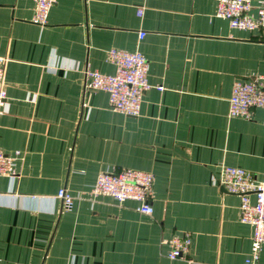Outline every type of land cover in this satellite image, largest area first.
I'll return each instance as SVG.
<instances>
[{"label":"crops","instance_id":"obj_1","mask_svg":"<svg viewBox=\"0 0 264 264\" xmlns=\"http://www.w3.org/2000/svg\"><path fill=\"white\" fill-rule=\"evenodd\" d=\"M216 5L56 0L39 24L33 0H0V150L13 163L0 174V264H241L251 255L239 195L214 179L221 165L264 178V106L249 119L228 115L233 82L264 75V29L231 27ZM110 48L148 62L136 116L84 89L86 67L114 72ZM123 168L153 174L152 213L90 193L100 172ZM184 234L188 253L168 258L162 240Z\"/></svg>","mask_w":264,"mask_h":264},{"label":"built area","instance_id":"obj_2","mask_svg":"<svg viewBox=\"0 0 264 264\" xmlns=\"http://www.w3.org/2000/svg\"><path fill=\"white\" fill-rule=\"evenodd\" d=\"M56 0H33L35 13L33 21L45 24L49 9ZM216 15L225 18L231 27L253 32L264 29V0L252 5L251 0H216ZM253 8V9H252ZM143 35V33H140ZM106 58L114 64L115 70L105 74L86 67L83 71L85 90H102L107 93L108 105L123 114L136 116L145 90L151 87L146 78L148 62L139 52L110 48ZM0 58V114L2 112L6 87L4 65ZM264 106V75L250 79H236L228 99V115L249 119L253 110ZM12 157L0 150V174L13 171ZM154 176L151 172L123 168L118 171L100 172L91 187L94 196L107 195L122 203L128 200L136 203V210L152 213L149 204ZM215 182L227 192L239 195V219L252 227L251 255L241 264H257L256 257L264 244V178H257L250 171L232 165H221ZM60 209L72 206V197L60 188L55 195ZM168 246L166 256L175 259L188 253L191 238L188 234L171 236L162 240Z\"/></svg>","mask_w":264,"mask_h":264}]
</instances>
